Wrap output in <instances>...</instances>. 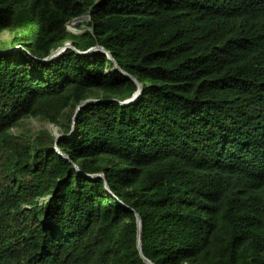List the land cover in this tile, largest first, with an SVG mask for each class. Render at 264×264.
<instances>
[{"label": "trees", "instance_id": "obj_1", "mask_svg": "<svg viewBox=\"0 0 264 264\" xmlns=\"http://www.w3.org/2000/svg\"><path fill=\"white\" fill-rule=\"evenodd\" d=\"M136 212L153 264H264V0H0V264H145Z\"/></svg>", "mask_w": 264, "mask_h": 264}, {"label": "water", "instance_id": "obj_2", "mask_svg": "<svg viewBox=\"0 0 264 264\" xmlns=\"http://www.w3.org/2000/svg\"><path fill=\"white\" fill-rule=\"evenodd\" d=\"M81 16H86L88 19H90L89 14H83ZM16 48L17 47H13V48L9 49L8 52H12ZM67 48H70V49L74 50L78 54H89V53L94 52V51H103L114 62L115 68H117L126 77H129V78L134 79L130 74H128L127 72L123 71L119 67L118 63L110 56V53L107 50H105L102 46H98V45H96L94 47H91V48L87 49L86 51H80V50L76 49L73 46V44H72L71 41H69V42H66L64 45L59 46L56 49H54L46 58L41 59L40 61H48V60L52 59L53 57L61 54ZM136 82H137V86H138L136 92L129 99H126V100H123V101H117V102H119L120 105H122V106L130 105V104L134 103L139 98V96L142 94V85H141L140 82H138V81H136ZM106 101H110V100H107V99H97V98H88V99L83 100L80 104H78L76 106V109H75V112H74V115H73V120H72V123L73 124H72V131L71 132H73L76 115H77L78 111L80 110V108L82 106H84L86 104H92V103L93 104H98V103H102V102H106ZM54 135L56 136V134H54ZM60 137H61V135L60 136H56V140H58ZM55 150L62 157L68 158V156L65 153L61 152L57 148V145L55 146ZM73 166L77 169V171H80V169L75 164H73ZM87 175L89 177H92V178H96V177H103L104 178L103 173H94V174H87ZM105 188L109 191V187H108L107 182H105ZM135 218H136V224H137V249H138V252L140 253L141 259L143 260V262L145 264H153L149 259H147L142 254V250H141V239H140V237H141V226H142V222H141L140 215L137 212L135 213Z\"/></svg>", "mask_w": 264, "mask_h": 264}, {"label": "rangeland", "instance_id": "obj_3", "mask_svg": "<svg viewBox=\"0 0 264 264\" xmlns=\"http://www.w3.org/2000/svg\"><path fill=\"white\" fill-rule=\"evenodd\" d=\"M85 18H87L86 16L83 18H79L76 20H70L69 24H68V30L71 31V33H75V34H80L85 32L86 30L89 29L88 26V21L89 19L87 18L86 21L82 24L81 21H84ZM77 24H79L77 26ZM1 37L8 39L10 38V35L8 32L4 31L1 33ZM43 128L49 129L51 131L52 134H56V136H64V134H62L60 128L58 126H55L51 123H45L39 119L33 118V117H29L24 119L23 121L20 122L19 125L15 126L12 128V132L19 134V133H35ZM55 136V137H56ZM66 136H70L69 134Z\"/></svg>", "mask_w": 264, "mask_h": 264}, {"label": "bare ground", "instance_id": "obj_4", "mask_svg": "<svg viewBox=\"0 0 264 264\" xmlns=\"http://www.w3.org/2000/svg\"><path fill=\"white\" fill-rule=\"evenodd\" d=\"M83 17H85V16H80L78 18H74V19H71V20H76V19L83 18Z\"/></svg>", "mask_w": 264, "mask_h": 264}]
</instances>
